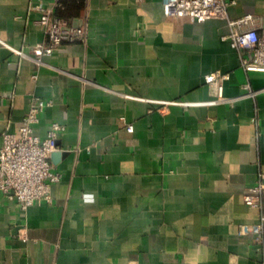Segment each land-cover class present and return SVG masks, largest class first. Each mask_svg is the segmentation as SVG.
I'll return each instance as SVG.
<instances>
[{
	"label": "crops",
	"instance_id": "crops-1",
	"mask_svg": "<svg viewBox=\"0 0 264 264\" xmlns=\"http://www.w3.org/2000/svg\"><path fill=\"white\" fill-rule=\"evenodd\" d=\"M234 1L229 19L252 15L262 33L264 0ZM63 3L88 40L39 66L32 6L53 0H0V147L33 96L52 102L37 135L66 128L53 203L0 208V264H264V241L240 234L262 213L244 194L264 173V72L223 40L229 20L168 18L163 0ZM218 73L219 101L206 81Z\"/></svg>",
	"mask_w": 264,
	"mask_h": 264
},
{
	"label": "built area",
	"instance_id": "built-area-1",
	"mask_svg": "<svg viewBox=\"0 0 264 264\" xmlns=\"http://www.w3.org/2000/svg\"><path fill=\"white\" fill-rule=\"evenodd\" d=\"M234 0H163V10L168 18L204 23L212 19L229 20L232 33L224 36L240 52L241 65L247 72H264V30L252 15L237 20L229 19V7ZM41 13L40 24L44 27L46 43L33 48V60L40 66L43 57L51 56L63 44L86 43L88 24L73 26L57 15L64 9L63 0H53L51 8L33 5ZM20 56H27L23 50H14ZM226 76L211 74L206 81L213 88L217 101L223 99V81ZM216 100L209 104H215ZM52 105L51 101L33 96L30 109L24 119L11 131L10 125L4 132L0 147V208L5 201L16 202L23 212L37 203H53L52 187L61 181L62 175L54 170L52 157L58 151V140L65 126L53 122L45 138L36 134L40 115ZM133 131V126L128 125ZM264 173L257 184L246 190L244 201L251 208L262 210L260 222L245 224L240 228L242 236H249L257 243L264 241Z\"/></svg>",
	"mask_w": 264,
	"mask_h": 264
}]
</instances>
